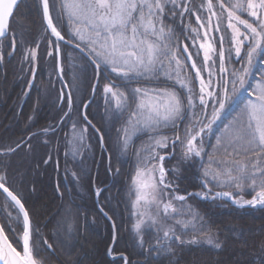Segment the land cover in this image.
Returning <instances> with one entry per match:
<instances>
[{"label": "snow or ice", "instance_id": "obj_1", "mask_svg": "<svg viewBox=\"0 0 264 264\" xmlns=\"http://www.w3.org/2000/svg\"><path fill=\"white\" fill-rule=\"evenodd\" d=\"M40 3L46 31L53 38L49 41L48 55H55L59 60L60 45L64 44L78 51L80 58L92 65L93 97L99 87L106 111L110 107L117 119H123L118 130L121 151L129 148L132 137L138 132L153 133L147 146L136 152L137 169L132 181L133 208L137 216L133 228L141 247L147 243L156 258H160L174 254L173 244H197L201 239L215 243L211 230L205 229L203 217L187 203L188 196L210 200L227 198L239 207H264V70H259L258 76L253 72L254 61L264 57V0H235L231 4L224 0H216L215 4L213 0H204L199 6H191L190 0H59L56 20L66 25L67 39L54 22L49 0H40ZM17 5L18 0H0V38L12 37L13 51L15 37L9 31L8 21ZM198 11L205 13L203 19L195 15L198 27L183 26L185 14L194 15ZM240 13L247 14L249 19H243ZM167 20L178 22L197 57H201L202 52L199 67L188 50L189 45L180 40L175 29L166 24ZM188 32L195 33L196 37L187 35ZM225 33L227 48L224 47ZM29 51L35 57V50ZM3 55L0 51V60ZM189 68L193 70L191 75ZM62 72L61 67V75ZM113 77L121 83L116 84ZM161 77L170 81L172 87L148 86L161 82ZM72 81L74 88H68L65 81V88L61 90L62 101L67 90L66 117L72 113L73 90L79 92L78 73H73ZM91 102L82 103L85 111L81 115L86 124L79 130L76 123L72 124L70 143L76 155L88 146L85 139L88 126L94 127L86 115ZM241 102L240 111L225 126L230 136L227 140L217 136L216 144L211 145L212 152H205V139L212 135L213 125ZM163 129H171L173 135H161ZM95 131L99 133V129ZM100 140L102 144V135ZM177 147L181 160L189 162L199 158L204 191L180 195L177 186L168 179L169 169L164 162L173 156ZM229 148L232 151H228ZM221 149L223 158L217 155ZM14 150L7 149L8 152ZM210 184L232 188L237 193L248 189L255 194L245 200L234 196L232 191L213 192ZM0 191L6 194L16 212L15 216L7 214L9 231L15 235L13 222L22 228L17 236L21 244L18 251L9 240L5 225L0 224V264H44L43 259L34 255L33 233L44 240L49 249L52 246L39 229L33 227L28 208L7 186L6 174L2 172ZM101 191L96 189L97 196ZM176 215L189 216L191 220H175ZM71 219L69 210L63 222L66 239L74 235ZM167 219H173L174 223H166ZM174 225L181 226V234L191 225L199 235L182 239ZM148 229L154 232L151 242L145 241L143 236ZM215 246L219 248L221 244L215 243Z\"/></svg>", "mask_w": 264, "mask_h": 264}, {"label": "trees", "instance_id": "obj_2", "mask_svg": "<svg viewBox=\"0 0 264 264\" xmlns=\"http://www.w3.org/2000/svg\"><path fill=\"white\" fill-rule=\"evenodd\" d=\"M38 4L34 0H23L11 18L9 31L15 37V51L12 50L10 36L4 38L0 45L1 48L8 44L10 51L7 53L12 54L10 66H7L9 79L0 87V172L6 174L7 186L24 201L34 228H38L54 248V253L49 252L44 240L35 234L39 251L45 253V257H42L49 264H123L122 254L128 258V264H264V207H239L224 199L207 200L193 195L188 196L187 200L203 217L205 229L211 230L215 242L220 243L221 247L217 248L201 239L197 244H173V255L156 258L147 243L140 246L132 215L131 184L135 174L133 146H144L153 133L146 131L137 135L134 144L121 151L118 130L123 119H117L110 107L106 111L105 101L97 87L86 114L99 133L88 126V146L82 148L77 157L69 153L72 124L76 123L77 128L86 124L81 115L82 103L91 99L94 69L80 58L78 51L61 44L63 73L59 74L57 57L48 55L51 50L49 41L53 38L46 31L43 17L25 14L28 5L30 9H35ZM61 32L67 37L65 29H61ZM33 46L38 48V74L32 90L26 95L32 63L26 60L25 54L27 48ZM259 70H264L261 62L255 65L254 74L258 76ZM74 72L79 74L80 88L78 93L73 90L72 113L70 117H65L67 97L60 104V86L65 88L64 82L67 81V87L74 88ZM113 80L119 81L116 77ZM241 107L242 102L217 121L210 135V143L206 140L204 144L205 152L210 153L217 136L229 132L225 126ZM168 131L163 129L161 135H167L165 133ZM100 134L103 136V147ZM9 148L15 150L6 151ZM173 156L164 162L167 169L175 159ZM198 161L199 158H194L185 162L179 154V169L173 174V184L177 186L178 194L203 191L202 170L198 168ZM210 187L213 192L222 189L215 184H210ZM98 188L102 189L100 204L115 222L117 239L112 254L116 258L108 256L114 229L110 219L97 206ZM231 190L236 196L246 199H251L255 194L247 189L242 193ZM8 205L0 192V220L11 242L19 248L17 233L14 235L7 227L5 212ZM69 210L74 235L66 239L63 222ZM174 219L190 221L191 217L176 215ZM168 222L174 223L173 219ZM174 226L181 234V226ZM193 235L199 234L189 225L181 238L187 240Z\"/></svg>", "mask_w": 264, "mask_h": 264}, {"label": "rangeland", "instance_id": "obj_3", "mask_svg": "<svg viewBox=\"0 0 264 264\" xmlns=\"http://www.w3.org/2000/svg\"><path fill=\"white\" fill-rule=\"evenodd\" d=\"M204 2V0H190V5L191 6H199L201 3H203ZM224 2L226 3V4H231V3H234L235 2V0H224ZM59 3V0H51V4H52V12H53V19H54V22H56L57 23V27L61 30H63V29H66V25L63 23H61V21H57L56 20V5ZM213 3L215 4L216 3V0H213ZM217 11L219 12V9H217ZM195 15H200L201 16V19H203L204 18V15H205V13L203 12V11H198V12H196L194 15H188V14H185V20H184V25L183 26H187V25H190L192 28H197L198 27V22L195 20ZM240 15H241V17L243 18V19H249V17L247 16V14H244V13H240ZM250 22H251V20H250ZM223 23H224V20H223V17L221 18V25H222V31H223ZM166 24H168V25H170V26H172L174 29H175V31H176V34L180 37V40L183 42V43H185V44H188L189 45V51L190 52H192L193 53V59H195L196 60V62H197V66L199 67L200 66V60H201V58H202V52H201V57H197L196 56V51H195V49L193 48V46H192V44H191V41L190 40H188V39H185V34L184 33H181V31H180V27L181 26H178V22H173L172 20H167L166 21ZM64 27V28H63ZM202 31V30H201ZM187 35H189V36H191V37H193V38H195L196 37V34L195 33H192V32H188L187 33ZM216 47H217V49L219 48V43L217 42L216 43ZM224 47L225 48H227L228 47V44H227V33H225V45H224ZM28 50V49H27ZM27 50H26V53H27ZM32 56V55H31ZM264 59H262L261 57H258L255 61H254V64L255 65H257L258 63H260L261 62V64H264V61H263ZM61 66H62V63H61ZM237 67H238V65H236ZM31 69V68H30ZM192 72H193V70L191 69V68H189L188 69V73L191 75L192 74ZM63 73V72H62ZM59 74L61 75V73L59 72ZM194 79V78H193ZM162 82H168V83H162ZM34 83H35V80H34V82H33V85H34ZM115 83H121L120 81H118V82H115ZM148 86H150V87H161V88H165V87H167V88H170V87H172V84H171V82L170 81H165L164 80V78L163 77H161V82H158V83H156V84H150V85H148ZM121 87L123 88V85H121ZM193 87H195V84H193ZM177 91H180L178 88L176 89ZM63 103V102H62ZM66 112V111H65ZM65 114V113H64ZM222 117H223V115H222ZM213 127H214V125H213ZM80 128L78 127L77 128V130H79ZM165 130V129H164ZM167 130H169L168 132L169 133H165V134H167V135H165V136H172L173 135V132H172V130L171 129H167ZM87 131H88V129H87ZM144 132H146V131H142V132H138L136 135H134L133 137H132V143H131V145L130 146H132L133 144H134V139H135V137L137 136V135H139V134H141V133H144ZM180 134L181 135H183V125H181V128H180ZM162 135H164V134H162ZM230 136V132H228V133H224V134H222L221 135V137L222 138H224L225 140H227V137H229ZM71 139H72V132H71V137H70V141H71ZM85 139H86V141H87V136H86V133H85ZM206 140H207V143L209 144L210 143V136H208V137H206V139H205V143H206ZM148 142H149V140L144 144V147H146L147 146V144H148ZM129 146V147H130ZM133 148H135V152H134V159H135V168H134V172H135V174H136V169H137V156H136V152H137V150H140L141 148H142V146H139V147H136V146H133ZM82 149H80V151H81ZM7 151V150H6ZM228 151H232V149L231 148H229L228 149ZM71 152V153H70ZM212 152V149L210 150V153ZM69 153L70 154H72V156L73 157H77V155L76 154H74V152H73V150H72V144L70 143V149H69ZM164 152H162L161 154H163ZM179 154H180V149H179V147H177V149H176V152L173 154L174 156H173V158H175V159H173L172 160V163L170 164V167L168 168L169 169V171H168V179L170 180V181H172V182H174V177H173V174H175V172H173V171H171V169H173V168H176L177 170L179 169V162H177V158H179ZM141 155H146V153H144V152H141ZM217 155H220L221 156V158H223V150L221 149V151L220 152H218L217 153ZM180 160V159H179ZM199 162V169H201V162H200V160L198 161ZM204 164L206 165L207 164V160L206 159H204ZM216 165H214V167H215ZM166 168V167H165ZM167 169V168H166ZM177 172V171H176ZM135 174H134V177H135ZM133 177V178H134ZM132 181H133V179H132ZM248 190V189H247ZM203 191H204V189H203ZM218 191H232L233 192V190H231V188H222V189H217L215 192H218ZM1 193H3L2 191H0ZM237 193V192H236ZM131 195H132V215H133V222H134V224L136 223V221H137V216L136 215H134V212H135V209L133 208V201L135 200V193H134V191H133V184H131ZM233 195L234 196H236L235 195V192H233ZM3 196L6 198V200H7V203H9V205L8 206H6V212H5V214H6V217H7V219H8V213H11L12 214V216H15L16 215V212H15V210L13 209V206H12V204L9 202V200H8V198L6 197V194H4L3 193ZM199 197V196H198ZM199 198H201V197H199ZM243 199H245V200H248V199H246V198H244V197H242ZM202 199V198H201ZM219 200L220 199H224V200H229V199H227V198H218ZM207 200H210V199H207ZM230 201V200H229ZM245 206H247V205H245ZM256 207H260V206H256ZM161 215H163V213H161ZM169 220V219H168ZM168 220H166V223H168V224H173V223H169L168 222ZM172 220V219H171ZM2 223V222H1ZM13 227L16 229V233H17V236L18 235H20L21 233H22V228H21V226H19L18 224H16L15 222H13ZM34 227V226H33ZM143 236H144V239H145V241H151L152 240V238H153V236H154V232L152 231V230H150V229H148V230H145L144 232H143ZM10 239V238H9ZM108 239V238H107ZM32 241H33V245H34V255L36 256V258L37 259H43V262H44V264H49L48 263V260L45 258H43L42 256H44L45 257V253H42L41 251H39V246H38V242L35 240V233H33V237H32ZM206 241V240H205ZM47 243L48 244H50L48 241H47ZM216 243V242H215ZM215 243H212L211 245H214L215 246ZM46 245V244H45ZM51 245V244H50ZM52 246V245H51ZM18 247L19 248H17L19 251L21 250V244H18ZM53 247V246H52ZM46 248H47V250L49 251V252H52V253H54L55 251H54V248H53V251L51 250V249H49L48 247H47V245H46ZM149 249V248H148ZM150 250V249H149ZM59 264V263H58Z\"/></svg>", "mask_w": 264, "mask_h": 264}, {"label": "flooded vegetation", "instance_id": "obj_4", "mask_svg": "<svg viewBox=\"0 0 264 264\" xmlns=\"http://www.w3.org/2000/svg\"><path fill=\"white\" fill-rule=\"evenodd\" d=\"M22 1L23 0H21L20 2H19V4H18V6L19 5H21L22 4ZM35 1H37L39 4H38V6L40 7H38L37 6V8H35V9H30V5H28L29 7L27 8V10L25 11V14L26 15H28V16H36V15H41L42 17H43V20H44V25H45V27H46V22H45V19H44V15H43V9H42V4L40 3V0H34V2ZM49 4H50V8H51V10H52V4H51V0H49ZM17 6V7H18ZM32 6V5H31ZM17 9V8H16ZM53 11V10H52ZM9 27H10V25H9ZM4 38H6V37H4ZM3 38V39H4ZM2 39V40H3ZM66 39H67V37H66ZM2 42V41H1ZM0 45H1V43H0ZM28 50H27V53L25 54V58H26V60L27 59H29L30 61H31V65H32V67H31V72H30V76H29V82H28V90H27V93H26V95L32 90V88H33V85L31 86L30 85V82H31V79H32V75H33V71L35 70V68L37 69V71H36V75H35V82L37 81V74H38V62H37V55H35V57H33V56H31V52L29 51V50H35V53L37 54V51H38V48H37V46H33V47H28L27 48ZM0 51H2L3 53H4V55H3V59L2 60H0V87H1V85H4L5 84V81L6 80H8L9 79V76H7V73H8V69H7V66H10V62H11V60H12V54L11 53H7L8 51H10L9 49H8V44H4L1 48H0ZM3 65V66H2ZM3 67V68H2ZM42 77V76H41ZM62 89H64V88H62V86H60V93H61V90ZM0 90H1V88H0ZM65 97H67V90L65 89V91H64V99H65ZM60 104H62L61 102H60ZM66 112H68V108L66 109ZM66 117V116H65Z\"/></svg>", "mask_w": 264, "mask_h": 264}, {"label": "water", "instance_id": "obj_5", "mask_svg": "<svg viewBox=\"0 0 264 264\" xmlns=\"http://www.w3.org/2000/svg\"><path fill=\"white\" fill-rule=\"evenodd\" d=\"M21 0H18V4H19V2H20ZM18 6V5H17ZM17 8V7H16ZM16 8L14 9V12H15V10H16ZM14 12H13V14H14ZM11 18L12 17H10L9 18V21H8V28H9V25H10V21H11ZM45 19V18H44ZM45 22H46V20H45ZM2 39L3 38H0V43H1V41H2ZM60 68H61V56H60V58H59V60H58V71L60 72ZM36 71H37V69L35 68V70H34V72H35V75H36ZM34 80H35V76H33L32 75V79H31V82H30V85L32 86L33 85V82H34ZM97 92V91H96ZM94 99V97H93V95L91 96V101ZM61 103L63 102L62 100L60 101ZM83 111H85L84 109H83ZM87 115V114H86ZM87 120L88 121H90L89 120V118L87 117ZM92 124V123H91ZM95 128V127H94ZM96 129V128H95ZM104 145V142H102V146ZM96 202H97V204H98V208L100 209V210H103L102 209V207H101V204H100V202H99V196H97V194H96ZM0 224H2L1 223V220H0ZM6 232V231H5ZM7 234V233H6ZM9 238V237H8ZM10 240V239H9ZM115 240H116V236H114V240L112 241V243H111V246H110V250H109V256L111 257V249H112V247H113V245L115 244ZM11 241V240H10ZM13 244V243H12ZM48 244V243H47ZM13 246H14V244H13ZM15 247V246H14ZM18 250V249H17ZM51 250L53 251V247H51ZM19 251V250H18Z\"/></svg>", "mask_w": 264, "mask_h": 264}]
</instances>
